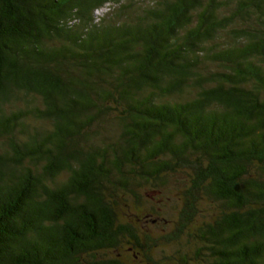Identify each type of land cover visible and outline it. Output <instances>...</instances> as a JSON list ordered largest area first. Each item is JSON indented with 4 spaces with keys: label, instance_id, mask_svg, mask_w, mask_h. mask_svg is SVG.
<instances>
[{
    "label": "trees",
    "instance_id": "obj_1",
    "mask_svg": "<svg viewBox=\"0 0 264 264\" xmlns=\"http://www.w3.org/2000/svg\"><path fill=\"white\" fill-rule=\"evenodd\" d=\"M0 264H264V0H0Z\"/></svg>",
    "mask_w": 264,
    "mask_h": 264
},
{
    "label": "rangeland",
    "instance_id": "obj_2",
    "mask_svg": "<svg viewBox=\"0 0 264 264\" xmlns=\"http://www.w3.org/2000/svg\"><path fill=\"white\" fill-rule=\"evenodd\" d=\"M110 10H112V9L102 8V9L98 10L97 12H95V14H94L95 15V21L98 23L101 22V19L103 18V13L109 12ZM107 130L110 131L112 129L108 128V126H107ZM172 179L173 180H171L169 182L168 187H165L163 189L164 190L163 192L160 191L158 193L159 194V197H158L159 200H157L158 198L157 199L152 198L148 202L146 201L147 203H149V206H147V211H145L146 207L142 210H139V212L133 211V210H128L127 212L129 213V215H132V216L136 215V216H138V218H144V214L150 212V214H153L154 218H157V217L165 218L166 216L171 214L173 205L174 204L176 205V203H177V199H176L177 191H176V189L178 188V186H181V184L183 185L182 180L185 179V174L174 175L172 177ZM179 181H180V184H179ZM161 193H162V196H161ZM160 197H162V199H160ZM161 201H163V202H161ZM155 211L160 212L159 216H158V213L156 214ZM169 211H170V213H169ZM149 224H150L149 225L150 229L152 231H153V229L156 230V227L154 228L153 223L149 222Z\"/></svg>",
    "mask_w": 264,
    "mask_h": 264
}]
</instances>
